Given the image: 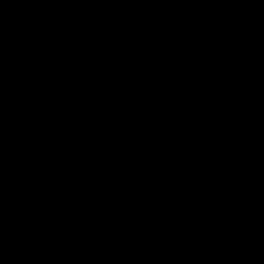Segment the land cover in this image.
Instances as JSON below:
<instances>
[{
  "label": "water",
  "instance_id": "water-1",
  "mask_svg": "<svg viewBox=\"0 0 264 264\" xmlns=\"http://www.w3.org/2000/svg\"><path fill=\"white\" fill-rule=\"evenodd\" d=\"M0 264H264V0H0Z\"/></svg>",
  "mask_w": 264,
  "mask_h": 264
}]
</instances>
